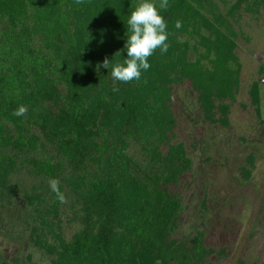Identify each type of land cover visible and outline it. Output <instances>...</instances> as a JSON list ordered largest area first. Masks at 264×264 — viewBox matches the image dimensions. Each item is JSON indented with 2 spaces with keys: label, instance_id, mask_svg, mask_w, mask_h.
Segmentation results:
<instances>
[{
  "label": "trees",
  "instance_id": "obj_1",
  "mask_svg": "<svg viewBox=\"0 0 264 264\" xmlns=\"http://www.w3.org/2000/svg\"><path fill=\"white\" fill-rule=\"evenodd\" d=\"M141 2L0 0V187L13 174L26 203L42 209L59 204L49 179L71 194L78 227L60 239L56 264H203L212 252L200 231L172 239L183 211L174 189L192 161L175 141L171 102L174 85L187 81L205 120L227 122L240 73L221 28L235 11L211 0H168L164 10L154 0L168 51L157 49L141 79L123 83L111 69L127 57V20ZM21 105L26 116H14Z\"/></svg>",
  "mask_w": 264,
  "mask_h": 264
},
{
  "label": "rangeland",
  "instance_id": "obj_2",
  "mask_svg": "<svg viewBox=\"0 0 264 264\" xmlns=\"http://www.w3.org/2000/svg\"><path fill=\"white\" fill-rule=\"evenodd\" d=\"M211 1L224 14L235 11L230 29H221L235 45L239 85L225 124L205 120L187 81L173 87L175 141L183 143L192 164L174 189L183 211L172 239L183 243L202 232L204 246L212 249L203 264H264V0ZM128 153L138 159V146L131 143ZM3 183L0 264H56L60 239L69 241L78 227L71 194L67 204L46 210L26 203L13 174Z\"/></svg>",
  "mask_w": 264,
  "mask_h": 264
},
{
  "label": "clouds",
  "instance_id": "obj_3",
  "mask_svg": "<svg viewBox=\"0 0 264 264\" xmlns=\"http://www.w3.org/2000/svg\"><path fill=\"white\" fill-rule=\"evenodd\" d=\"M77 4L83 3V0H76ZM168 0H160L159 9L167 10ZM129 35L125 44L127 57L123 63L115 64L111 69L113 80L123 83H129L133 80L141 79V71H147L151 65L148 58L160 49L161 53H167L169 44L167 24L162 15H160L154 0H142V2L133 10L127 20ZM177 29L182 27V22L177 21L175 24ZM120 54L119 52L115 53ZM110 61L105 58L102 67L109 68ZM101 65H97V70ZM146 82V81H145ZM114 92L119 89L114 87ZM27 108L21 105L13 112L14 116H26ZM50 190L55 193L56 199L61 204H67L68 199L64 192L60 189L58 179L48 180Z\"/></svg>",
  "mask_w": 264,
  "mask_h": 264
}]
</instances>
